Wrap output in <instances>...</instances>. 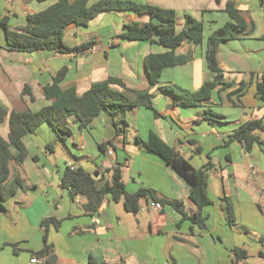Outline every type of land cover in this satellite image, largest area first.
<instances>
[{
	"label": "crops",
	"instance_id": "0c3cea01",
	"mask_svg": "<svg viewBox=\"0 0 264 264\" xmlns=\"http://www.w3.org/2000/svg\"><path fill=\"white\" fill-rule=\"evenodd\" d=\"M10 1L32 4L38 2L7 0ZM99 1L101 0H91L90 4ZM143 1L175 10L178 31L185 27L186 15L201 21L203 25L204 21L214 25L230 20L225 12L228 0ZM54 2H42L43 5H14V8L24 9L27 19L30 13L44 11ZM236 6L244 20L249 25H254V32L225 42L219 47V65L225 71L227 79L235 82L229 90L214 91L212 98L199 106L182 107L174 105L171 95L155 88L154 108L163 117L155 118L154 111L144 107L128 108L126 120L129 126L126 137L117 135L114 119L105 111L83 131L72 123V135L65 143L48 123L40 126L35 134L24 138L29 155L22 167L13 164L12 176L21 175L28 190H19L6 202V209L0 211V264H33L31 251H39L44 246L41 222L50 217L63 221L59 230L53 226L49 229V241L55 246L59 264H88L90 256L108 264H151V257H147L149 253L146 252V242L150 237L152 244L156 237L167 239L163 256L171 252L173 257L178 258L179 252L174 253L179 246H185L186 243L179 240L183 239L195 245L187 247L189 253L201 258L202 246L198 236L218 233L217 226L213 227L208 220L211 211L207 208L213 206L215 200L221 201L223 197H230L237 217L246 216L248 209L255 206L264 208V146L256 145L251 153H246L242 144L237 141L225 144L242 124L253 119L264 121V107L255 97V83L249 86L240 100L237 95L233 97L237 106L227 98V93L236 89L241 81L249 80L248 74L261 76L264 73V4L261 0H237ZM149 20V16H140L134 11H110L93 19L88 26L72 24L67 27L64 37L69 46L75 47L90 40H94L96 44L84 53L69 55L46 50L33 53L9 51L0 26V106L9 111L36 112L50 105L51 101L45 98L43 89L63 68L68 71L62 87L67 89L75 86L79 95L87 92L92 84L110 77L121 79L130 89H149L145 58L149 54L164 53L166 49L157 43L124 41L118 38L124 32V25L134 22L144 25ZM194 49L192 44H186L177 50V54L193 53V60L183 66L165 69L160 86L174 85L183 91L195 93L213 78V73L207 66L206 50ZM26 87L30 89L33 99L24 93ZM227 108L241 111L232 113L226 111ZM143 110H150L153 115ZM208 110L213 114L204 118ZM131 132L133 138L132 135L128 136ZM151 132H155L196 169L202 168L210 155L213 167L208 172V192L213 204L203 209V215L208 217L205 230L191 224L190 220H185L189 224L188 232H182L183 228L187 231L185 224L178 230L176 225L181 222L182 216L175 213L171 206L173 212L166 209V206L162 210H155L150 200H144L146 206H151L160 215L149 222V233L141 227L136 229L134 221L121 226V216L110 196L100 212L92 215L84 209L86 200L83 197L73 201L68 192L61 188L60 179L69 165L73 168L82 167L93 174L98 172L99 180L103 176L109 179V170L116 163L121 164L117 150L121 148L128 156L122 165L123 179L129 193H136L141 188L152 189L162 198L183 201L186 211H196L189 199L190 188L186 181L159 155L136 142V137L146 141ZM8 134V122L0 124V135L7 139ZM258 134L264 140V132ZM67 140L72 142L82 156L71 154L72 158L62 168L58 163L47 162L46 146L61 142L67 147ZM109 140H113L114 144L107 146V152L102 153V156L85 154L90 146L97 145L99 148L100 144ZM222 148H227L229 152L222 151ZM109 151L113 154L109 155ZM55 152L56 148L53 153ZM231 153L239 154V159L234 158ZM36 156L38 161L34 160ZM126 173L129 174L128 179ZM187 201L189 205L186 206ZM141 207L143 212L144 205ZM219 213L220 221L224 216L223 212ZM136 222L141 226V220ZM233 240L234 238L223 239L221 243L226 245L227 241L228 244H234ZM216 244L214 242L209 245L210 251L220 249ZM13 245H17V252ZM154 252L156 251L153 248L152 254L158 258ZM212 252V261H221L220 264L227 262L228 256L225 260L223 254ZM248 255L252 256L249 253ZM261 258L264 261V257ZM231 263L232 261L229 264Z\"/></svg>",
	"mask_w": 264,
	"mask_h": 264
},
{
	"label": "trees",
	"instance_id": "16d2710c",
	"mask_svg": "<svg viewBox=\"0 0 264 264\" xmlns=\"http://www.w3.org/2000/svg\"><path fill=\"white\" fill-rule=\"evenodd\" d=\"M35 1L40 3L55 2L44 11L30 13L27 16L26 24L19 28L10 26L8 15H0V26L5 32L9 51L33 53L46 50L64 55L81 54L92 49L96 42L90 40L75 47L69 46L64 38L68 26L72 24L88 26L93 19L105 12L134 11L140 16H149L150 20L144 25L139 22L124 25V32L118 35V38L124 41L157 43L164 47L166 52L149 54L145 58L150 85L147 90L130 89L121 79L110 77L92 84L87 92L79 95L75 86L67 89L62 87L68 71L67 68H63L43 89L45 98L51 101L50 105L36 112L9 111L0 106V124L8 122L9 125L8 138L5 139L0 135V211L6 209V202L13 198L19 190L25 192L28 190L21 175L12 176V169L13 164L23 166L29 155L24 138L35 134L40 126L45 123L50 124L61 141L65 143L66 139L72 135V123L76 124L80 131H83L90 127L101 113L106 111L114 119L117 135L126 137L129 126L126 120L128 108L144 107L153 110L155 118L163 117L154 108L155 93L153 89L155 88L171 95L175 106H199L204 101L211 99L214 91L229 90L235 83L227 79L225 71L219 65L218 52L221 44L254 32V25H249L237 9V0H228L225 12L230 20L214 31L207 42L205 58L208 69L213 73V78L206 82L198 92L190 93L173 85L160 86V79L165 69L192 62L193 53L177 54V50L186 44L195 46L203 44L204 25L201 21L186 15L185 27L178 31L176 11L156 5L138 4L128 0H101L92 5L90 4L91 0ZM261 2L264 4V0ZM253 83L256 84L255 97L264 107V73L261 76L250 73L247 82L241 81L236 89L227 93L229 102L237 106L233 97L237 95L240 100ZM24 93L33 99L28 87L25 88ZM211 114H213L212 111H206L204 118ZM215 116L222 118L220 115ZM259 132H264V121L262 119L250 120L236 129L225 144L229 145L237 141L242 144L246 153H251L256 145L264 146V140L258 134ZM136 142L159 155L186 181L190 188L189 199L196 211L188 212L183 201L162 198L152 189L141 188L136 193H129L123 179V165L119 163L109 170L111 172L109 179L103 176L100 180L93 178V175L99 174L98 172L93 174L82 167L73 169L67 167L60 179L61 188L68 192L73 201L78 197H83L86 200L84 209L92 215L100 212L108 196L115 203L123 202L125 211L132 215H138L141 212L143 200H150L161 204L162 207L171 206L182 216L181 222L176 225L177 228L183 221L190 220L200 229L205 230L208 217L203 215V209L213 204L208 192V172L213 167L210 155L208 162L201 169H196L155 132H151L146 141L136 137ZM113 144V140L103 142L99 145L100 151L106 153L107 146H113ZM45 152L53 153L54 145H47ZM34 160L38 161L39 158L36 156ZM223 200L227 205L225 208L226 217L234 225L235 214L232 199L224 197ZM62 222L55 217L46 218L41 222L44 246L39 251H31V254L40 259L43 264H59L55 246L49 241V229L53 226L59 230ZM79 232L83 233L81 230ZM179 240L186 242L183 239ZM13 247L17 252V245H13ZM231 254L234 264H247L249 255L245 249H234ZM260 256H263V253H260ZM88 264L108 263L99 262L90 256Z\"/></svg>",
	"mask_w": 264,
	"mask_h": 264
},
{
	"label": "rangeland",
	"instance_id": "374dc122",
	"mask_svg": "<svg viewBox=\"0 0 264 264\" xmlns=\"http://www.w3.org/2000/svg\"><path fill=\"white\" fill-rule=\"evenodd\" d=\"M126 1V0H124ZM135 3L138 4H147L146 2H144L143 0H131ZM21 1H10L7 2V0H0V15L4 16L5 14H8V16L10 15L9 18V24L12 28H19L22 27L26 24V17H25V11L22 8H14V5H31V3H18ZM94 2V0H93ZM32 5H43L42 3H38L35 2ZM17 10V11H15ZM15 12H18L15 13ZM17 14V15H15ZM18 16V17H17ZM228 19V18H227ZM225 24V23H224ZM223 23L220 24H214V25H209V23L207 21H204V31H203V44L200 46H195L192 45L193 50L194 47L197 48V50L202 49L203 51L207 49V42H208V38L209 36L216 31L217 29L221 28L223 25ZM1 31L3 32V37H5L4 35V30ZM241 45V44H239ZM181 53V52H180ZM250 75V74H248ZM174 86V85H173ZM177 87V86H174ZM179 89V87H177ZM155 105V103H154ZM221 108V107H220ZM217 109V108H215ZM222 110V109H221ZM151 115H153V112L150 110H143ZM228 112H239L240 113V109H228ZM132 133V132H131ZM96 135H99L98 132L95 133ZM132 135L133 138V133L132 134H128V136L130 137ZM54 145V148H56V152L55 153H46L47 154V162H51V163H58L60 165V167H64L65 162L69 161L73 156L78 157L79 154L82 153L78 152V150H76L73 147V144L70 140H67V147L64 146L61 142H54L51 143ZM69 147V149H68ZM76 150V151H75ZM118 154L120 157V162L121 164H125L126 162V157L127 154H125L121 148H118ZM222 151H226L229 152L227 148H222ZM86 155L88 154V156H93L94 154H99L100 156H102V152L100 151V149L98 148L97 145H93L90 146L88 149V153H85ZM217 154V153H215ZM232 156H234V158H238L239 159V154L237 155L236 153H231ZM238 156V157H237ZM224 161H226V158H223ZM201 169V168H200ZM220 170V168H219ZM129 173V172H128ZM129 174L126 173V178L128 179ZM96 180H99V177H97ZM211 198V197H210ZM224 197L222 198V200H215L213 206H210L207 209H210L211 211V217L208 219L209 222L211 223V225L214 227L215 225L218 228V233H214L212 236H198L199 237V241H200V245L202 246V255L201 258L199 256H194L192 254L189 253V250L187 249V247L193 246L195 247V245L191 244V242L186 240V244L185 246H183V248L181 246L178 247V249H176L174 254H177L179 252V257L176 258L173 257V255L171 254V252L168 254L166 253L165 256H163V251L165 250V246H166V242L167 239L164 237H156L155 238V242L152 244L151 242V237L149 238V240H147L146 242V252H148L149 254L147 255V257H151V259L149 260L150 262H152L151 264H220V262H214L212 261V258H210V253L212 251H210L209 249V245H211V243H217V247H219L220 249L217 251H213L219 253L220 255H224L225 256V260L227 259L228 256V260L226 263L224 264H229L230 261H232L231 264L233 263V256H232V250L234 249H245L249 254H251L252 256L249 257L248 261L246 262L247 264H264L263 259L261 258L262 256H260V253H263V257H264V212L262 209L264 208H260L259 206H255L253 208L248 209V214L244 217H237V215L235 214V210H234V221L235 224L233 225L232 223H230L226 217V212H225V208H226V202L223 200ZM212 200V199H211ZM213 201V200H212ZM143 205H144V210L143 212H140L138 215H132L129 214L125 211L124 206H123V202L120 203H116L115 205L117 206V211H119V214L121 216V226H123L124 224L128 223L131 224L132 221H134L136 223V229H139L140 227L143 228V230L145 232H150L149 231V222H152L153 219L155 220L156 217H158V214L160 215L159 212H154V210L152 209L151 206L147 207L145 204V201H142ZM57 205V203H55ZM186 206L189 205V202L187 201ZM166 209H170L171 212H173L174 210L170 207V206H166ZM221 209V210H220ZM253 209V210H252ZM189 210V209H187ZM175 213H177V211H174ZM219 212H223V219L221 218V220L219 221ZM225 212V213H224ZM255 212V213H254ZM254 213V214H253ZM262 213V215H261ZM178 216V214H177ZM137 220H141L142 224L141 226H138L137 224ZM133 222V224H134ZM191 224H193L191 221H189ZM185 224V226L183 225ZM182 226H184L187 231H185V229H182ZM188 226L189 224L186 221H183V223L181 224V226L179 228H177L178 230L182 229V232H188ZM181 232V231H180ZM190 234V233H189ZM173 238V236H172ZM234 238L233 243L231 244L227 241L226 245H224L223 243H221V240L223 241V239H231ZM174 239V238H173ZM262 239V240H261ZM211 242V243H210ZM223 244V245H222ZM153 248L155 249L158 258L156 257V255H153ZM187 250H186V249ZM183 249V250H182ZM185 251V252H184ZM212 252V253H213ZM111 264V263H110ZM114 264V263H113Z\"/></svg>",
	"mask_w": 264,
	"mask_h": 264
},
{
	"label": "built area",
	"instance_id": "2783aa9c",
	"mask_svg": "<svg viewBox=\"0 0 264 264\" xmlns=\"http://www.w3.org/2000/svg\"><path fill=\"white\" fill-rule=\"evenodd\" d=\"M113 152L112 151H109V155H112ZM70 168L73 169L72 165H69ZM152 207L155 209V210H161L163 207L161 206V204L159 203H155L152 201ZM31 262L33 264H36V263H42V261L40 259H37L35 257L32 258Z\"/></svg>",
	"mask_w": 264,
	"mask_h": 264
},
{
	"label": "water",
	"instance_id": "95a60500",
	"mask_svg": "<svg viewBox=\"0 0 264 264\" xmlns=\"http://www.w3.org/2000/svg\"><path fill=\"white\" fill-rule=\"evenodd\" d=\"M97 177H99V176H98V175H93V178H94V179H97Z\"/></svg>",
	"mask_w": 264,
	"mask_h": 264
}]
</instances>
